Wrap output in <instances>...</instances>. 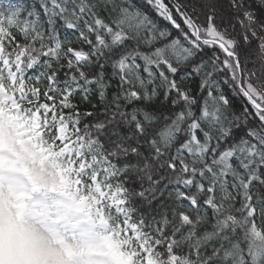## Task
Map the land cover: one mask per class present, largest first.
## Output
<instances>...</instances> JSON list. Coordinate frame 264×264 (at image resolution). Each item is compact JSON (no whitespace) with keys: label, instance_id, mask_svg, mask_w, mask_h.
I'll return each instance as SVG.
<instances>
[{"label":"snow or ice","instance_id":"6c2138e0","mask_svg":"<svg viewBox=\"0 0 264 264\" xmlns=\"http://www.w3.org/2000/svg\"><path fill=\"white\" fill-rule=\"evenodd\" d=\"M0 0V264H264V0Z\"/></svg>","mask_w":264,"mask_h":264},{"label":"trees","instance_id":"16d2710c","mask_svg":"<svg viewBox=\"0 0 264 264\" xmlns=\"http://www.w3.org/2000/svg\"><path fill=\"white\" fill-rule=\"evenodd\" d=\"M17 2H23V0H17ZM29 2H32V0H29ZM134 3L137 4V6L142 7L145 11H148L149 14L152 16V18L157 22V24L159 25V27L161 28H169L170 31H172L173 35H176L177 33L175 32V30L171 29V26L168 24L167 21H164L162 18L158 17L156 15V13L154 12V10L151 9L150 6H148L145 3V0H133Z\"/></svg>","mask_w":264,"mask_h":264}]
</instances>
